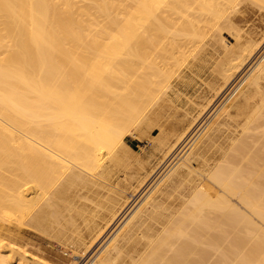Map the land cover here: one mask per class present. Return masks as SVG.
Here are the masks:
<instances>
[{"label":"bare ground","instance_id":"1","mask_svg":"<svg viewBox=\"0 0 264 264\" xmlns=\"http://www.w3.org/2000/svg\"><path fill=\"white\" fill-rule=\"evenodd\" d=\"M222 7L215 0H0V264H53L16 239L59 228L67 233L62 246L74 251L71 264H264V39L234 27L239 4L221 15ZM188 58L192 73L213 62L210 96L204 104L199 96L198 117L177 124L174 138L157 140L163 160L212 104L204 117L241 86L103 243L127 212L117 207L123 189L110 183L105 157L121 163L130 127L157 122L163 132L172 68ZM152 169L149 178L158 173ZM139 171L128 180L136 179V190L148 179ZM93 193L112 203L96 212L100 221L82 203L96 205Z\"/></svg>","mask_w":264,"mask_h":264},{"label":"rangeland","instance_id":"2","mask_svg":"<svg viewBox=\"0 0 264 264\" xmlns=\"http://www.w3.org/2000/svg\"><path fill=\"white\" fill-rule=\"evenodd\" d=\"M216 2H220L222 4V12H220V14L222 15V13H228V11H230V9L234 6V5H237L239 4V7L241 8V11L243 14H237L234 18H233V22L235 23L234 24V27L235 28H242L243 30H247L246 32H250L249 34L256 40H263L264 39V7L261 8V6L259 5H256V3H252L250 1H246V0H215ZM220 7V5H219ZM260 7V8H259ZM225 9V10H224ZM219 14V15H220ZM218 15V20L215 21V22H221L220 20V17ZM252 32V33H251ZM224 33V36L226 38L227 41H231L232 40V37L230 36V33L226 30L223 32ZM262 45H264V41L262 43ZM261 45V46H262ZM263 54V55H262ZM259 57H261V60H263L264 58V51ZM263 57V58H262ZM189 59V58H188ZM186 60V59H185ZM191 59L187 60V63H184V60L180 61L177 65H181V68H179V66L175 65L173 66L172 68V71H171V83H172V86H174V90L173 88L170 90L171 92H169V99L171 100V103H169V106L168 108H166L165 110V115H162L163 117L161 118V123L163 124V126L165 127L164 129L167 131V133L164 131L163 129V132L160 131L159 129V126H156L155 124L157 123H153L151 125L147 124L143 127H139L137 130H135V127H130V130H131V133L130 134H127L126 135V142H127V145L129 146V149H124L121 153V163L119 164L118 162H115V161H112V163H108V162H111V160L107 157H105L106 159V163H105V166H107L109 168V170L111 171L110 172V183L112 185H115L116 187H118L119 189H123V193H120L121 196H122V199H120L119 201V204L117 205V207H120V206H123V210L121 211L120 214H122L124 211L126 212V214L123 216L122 219L119 220V222L117 223V225L114 227V226H110L105 233H103V236L100 238V239H105L103 241V243L106 242L107 238L108 239H113L117 234L118 232L121 230V228L129 221V219L133 216V214L138 210V208L143 204V202L146 200V198L153 192V190L164 180L165 176L168 174V172L176 165L177 162H181L182 161V157L184 156V154L186 153V151H188L187 149H189V147L192 145V144H195L199 139H200V135H202L204 132V129L207 127V125L215 118V116L218 114V112H220V110L227 104V102L229 101V99L234 95V93L239 89V87L241 86V84L239 85V87H233L232 90L233 93L230 94L228 93L226 95V98L223 99L224 102L221 101V105L219 106L220 108L218 109V111L214 113L215 109H211L210 112L204 117V115L206 114V112H208V110L212 107V105L208 108V110H206V112L198 119V121L196 122V127L194 128V130L190 133V135L184 140L182 141L181 143H179V145L177 146V150L172 154H170L171 156L165 160H163V154L161 152H157V149L158 146H159V141L157 140H165V138H174L173 137V134L175 132V130L177 129H180L181 127H179L178 125L180 126H183V125H186L187 122L189 123V120L190 122L193 121V118H197L199 115L198 112L200 113L201 109L202 108V102L203 104L207 101V97H209V92H210V80L212 81V79H210V77L212 78V73H211V68L213 67L212 64H209L208 67H206L204 70L205 71H195L194 73L190 72V70H188L189 68V65H190V61ZM260 60V62H261ZM186 62V61H185ZM189 62V63H188ZM259 62V63H260ZM259 63H256V67L259 65ZM189 64V65H188ZM255 64V63H254ZM211 65V66H210ZM254 67V69L256 68ZM181 69V70H180ZM208 69V70H207ZM251 69V68H250ZM252 69V71L254 70ZM187 70V71H186ZM177 71V72H176ZM182 71V72H181ZM185 71L187 74H185ZM210 71V72H209ZM249 71V70H248ZM252 71H249L250 73ZM173 72H176L179 74L180 72V76L184 75V81L183 79H178L179 77H176V73L173 74ZM198 72V73H197ZM184 73V74H183ZM211 74V75H209ZM174 75V76H173ZM195 75V76H194ZM200 75V76H199ZM186 76V77H185ZM172 77H176L175 79ZM189 77V78H188ZM191 77H194V78H191ZM199 79H198V78ZM201 77V78H200ZM248 77V76H247ZM246 77V78H247ZM186 79H188V83L186 84ZM208 78V79H207ZM245 78V79H246ZM203 81H201V80ZM173 80V81H172ZM176 80V81H175ZM181 80V81H180ZM209 81V83H206V81ZM183 81V82H182ZM191 81V83H190ZM179 82V83H178ZM185 82V83H184ZM205 82V83H203ZM178 83V84H177ZM183 83V85H182ZM212 83V82H211ZM205 84V86H204ZM209 84V85H208ZM175 85H178L177 87ZM188 87H187V86ZM194 85V86H193ZM202 85V86H201ZM182 86V87H181ZM209 86V87H208ZM236 86V85H235ZM181 89H178L180 88ZM186 87V88H185ZM189 87H191L189 89ZM177 88V89H175ZM183 88V89H182ZM195 88V89H194ZM209 88V89H208ZM185 89V90H184ZM189 91H188V90ZM206 89V91H205ZM208 89V91H207ZM194 90V91H193ZM231 90V91H232ZM199 91V92H198ZM230 91V92H231ZM180 92V93H179ZM194 93V94H193ZM199 93V95H197ZM204 93V94H203ZM206 93L208 95H206ZM191 94V95H190ZM185 95V96H184ZM195 95H197L195 97ZM201 95V97H199ZM207 96V97H206ZM229 96V97H228ZM206 97V98H205ZM180 98V99H179ZM187 98V99H186ZM205 98V99H204ZM228 98V99H227ZM189 99V100H188ZM192 101H191V100ZM198 99V100H197ZM200 99V100H199ZM227 100V101H225ZM194 101V102H193ZM198 103H196V102ZM196 103V104H195ZM176 104V105H175ZM201 104V105H200ZM186 105V106H185ZM195 105V106H194ZM198 105V106H196ZM195 108V109H194ZM198 108V109H197ZM171 109V110H170ZM177 109V110H176ZM179 109V110H178ZM170 110V112H169ZM179 111V112H178ZM168 112V113H166ZM170 113V114H169ZM212 113V114H211ZM168 114V115H167ZM189 114V116L187 115ZM167 115V116H166ZM171 116V117H169ZM169 117V119L171 120H167V118ZM193 117V118H192ZM203 118V119H202ZM166 120V122L164 120ZM186 119H188L186 121ZM183 120V121H182ZM169 121V122H168ZM177 123H175V122ZM180 121V122H179ZM186 124H185V122ZM208 121V122H207ZM173 123L175 125H171L170 124ZM182 122V123H181ZM184 122V124H183ZM207 122V124H206ZM160 125L161 123L158 122ZM166 123V124H165ZM169 123V125L167 124ZM178 124V125H177ZM183 124V125H182ZM206 124V125H205ZM137 124L133 125V126H136ZM149 125V126H148ZM172 126V127H171ZM173 126H176V127H173ZM150 127V129H149ZM171 127V128H170ZM178 127V128H177ZM142 128V129H141ZM156 129V130H155ZM146 131V132H144ZM152 131V132H151ZM173 131V132H172ZM200 131V132H199ZM161 132V133H160ZM172 132V133H171ZM203 132V133H202ZM139 133V134H138ZM153 133V134H152ZM169 133V134H168ZM202 133V134H201ZM162 134V135H161ZM164 134V135H163ZM144 136V137H143ZM157 136V137H156ZM195 136V137H194ZM200 136V137H199ZM136 137V138H135ZM152 137L153 139L155 140H152ZM157 138V139H156ZM164 138V139H163ZM149 140V141H148ZM154 141V142H151ZM156 142V143H155ZM187 142V143H186ZM153 143V144H152ZM158 143V144H157ZM151 144V145H150ZM152 146V147H151ZM125 150H127V152H125ZM134 151V152H132ZM124 152V153H123ZM132 152V153H131ZM156 152V154H155ZM126 153V154H125ZM130 155V157L127 155ZM136 155L134 157V155ZM153 156H152V155ZM175 154V155H174ZM129 158H127V156ZM151 155V157H150ZM162 155V156H160ZM156 156V157H155ZM124 157V158H123ZM143 157V158H142ZM135 158V159H134ZM137 158H139L137 160ZM150 158V160H149ZM158 158V159H157ZM132 161H130V160ZM145 159V160H143ZM147 159V160H146ZM163 161H162V160ZM109 160V161H108ZM149 160V161H148ZM181 160V161H180ZM148 163H151V164H148ZM162 161V162H160ZM130 162V163H129ZM138 162L140 163V167L137 165ZM154 162V163H153ZM161 164H160V163ZM114 163V164H113ZM126 163V164H124ZM113 166L111 169H110V165ZM118 164V165H117ZM147 164V165H145ZM121 165V166H120ZM135 165V166H134ZM158 165V168H156V166ZM138 166V167H137ZM153 166V167H152ZM118 167V170H115L114 168L117 169ZM124 167V168H123ZM127 169H126V168ZM122 168V169H121ZM152 168L156 169L155 171H158V173L155 175V176H151V178H149V171L153 170ZM116 171L115 173L113 172L114 170ZM150 169V170H149ZM126 174L124 173V171ZM129 173H128V171ZM140 170V171H139ZM145 170L147 172H145ZM136 171H139V175L142 176V178H147L146 179V184H144L143 187H141L140 189H135L137 187H134L133 185L136 186V179H133L132 182L131 181H128V180H131L133 176L135 175H138ZM133 172V174H131ZM143 172V173H142ZM145 173V174H144ZM114 174V175H113ZM124 174V175H123ZM130 174V178H129V175ZM147 175V176H145ZM126 176V178H125ZM125 179V180H124ZM141 179V178H140ZM149 180V181H148ZM121 181V182H120ZM130 183H128V182ZM118 183V184H116ZM135 183V184H134ZM132 187V188H131ZM126 191V192H125ZM134 193V194H133ZM97 194V193H96ZM96 194H90L89 198H90V201H96L95 204L96 205H90V203L88 202V200H84L82 201L83 206L85 207H90L88 210H86V212L89 214L88 216H91V214H95L96 215V218L95 219L96 221H100L99 219V215L102 216L103 213H106L105 210H107L106 208H109L111 206V202L109 203L106 199L104 200V197H102L101 193H100V196L98 197V195ZM93 195L94 198H96L95 200L91 199L93 198ZM124 195V196H123ZM100 198L98 201L97 199ZM127 201H126V200ZM87 201V202H85ZM103 201V202H102ZM107 201V204L105 203ZM128 202L126 204V202ZM97 202H99V205L101 206L106 204V206H102L101 208H103V211H100V206L97 205ZM122 202V203H121ZM124 202V204H123ZM88 203V205L86 204ZM93 203V202H92ZM127 205V206H125ZM93 206V207H92ZM96 206L98 208H96ZM84 207V208H85ZM105 208V209H104ZM98 209V210H97ZM128 209V210H127ZM92 211V212H91ZM91 212V213H90ZM98 212V214L96 213ZM99 212H102L99 213ZM124 212V213H125ZM98 215V216H97ZM123 215V214H122ZM79 215H75V218L78 219L79 217H77ZM120 216V215H119ZM78 223L79 221H81L80 219L77 220ZM81 223V222H80ZM84 223H81V226L82 228L85 227ZM112 228V229H111ZM110 229V231H109ZM60 231H62L61 233H63V235L61 233L58 234V230H48L46 231L45 233H37L35 231V235L34 236H27V235H19L18 239H16L17 241H19L18 243L24 247H26L27 251H29L30 254H33V255H36L38 257H41V258H44L46 259L48 262L50 263H53V264H71L72 261H74V259H72V256L74 255V251L73 249L71 250L72 246H68L66 244V246H62V242H67L66 239H67V233L65 234L62 230V228H59ZM86 229H83V234L84 236L86 237V239H91V237L89 236V232L88 230ZM58 231V232H57ZM88 232V233H87ZM110 232V233H109ZM42 233V234H41ZM112 234V235H111ZM62 235V236H61ZM21 236V237H20ZM58 236V237H56ZM65 237V238H64ZM24 238V239H23ZM58 241H57V240ZM65 239V240H63ZM62 240V241H61ZM61 241V242H60ZM23 242V243H22ZM102 245V244H101ZM101 245H98L97 247H95V250L89 255V258H91L94 253H96L95 251H97V249H99ZM30 248V249H29ZM69 248V249H68ZM93 254V255H92ZM53 261V262H52ZM71 261V262H70ZM83 260H80L79 262H82Z\"/></svg>","mask_w":264,"mask_h":264}]
</instances>
